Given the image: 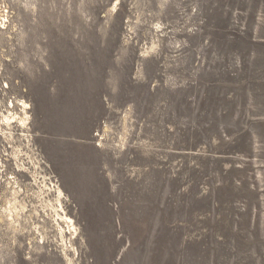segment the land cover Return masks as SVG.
Wrapping results in <instances>:
<instances>
[{"label": "rangeland", "instance_id": "rangeland-1", "mask_svg": "<svg viewBox=\"0 0 264 264\" xmlns=\"http://www.w3.org/2000/svg\"><path fill=\"white\" fill-rule=\"evenodd\" d=\"M116 2L0 0V264H264V0Z\"/></svg>", "mask_w": 264, "mask_h": 264}, {"label": "built area", "instance_id": "built-area-1", "mask_svg": "<svg viewBox=\"0 0 264 264\" xmlns=\"http://www.w3.org/2000/svg\"><path fill=\"white\" fill-rule=\"evenodd\" d=\"M10 18L11 14L9 15V21ZM9 21L4 23V26L0 25V30H5L8 27ZM1 49L2 48H0V50ZM0 56L2 58L4 57L1 52ZM6 80H2L0 72V180H2L6 173L10 174V172H7V168L19 154L18 150L13 148L8 141L10 134L6 132L7 128H9L12 123H18L21 127H24L28 118L27 110L30 109L25 100L16 101L17 99L10 95L11 91L19 95L21 86H18L19 84L16 83L8 84ZM14 92L13 94L15 95ZM22 92L24 94L25 90H22ZM22 98L25 99L24 96H22ZM15 110H18L19 113L15 112ZM22 117L25 119L24 125L19 123ZM10 175H12V173Z\"/></svg>", "mask_w": 264, "mask_h": 264}, {"label": "bare ground", "instance_id": "bare-ground-1", "mask_svg": "<svg viewBox=\"0 0 264 264\" xmlns=\"http://www.w3.org/2000/svg\"><path fill=\"white\" fill-rule=\"evenodd\" d=\"M118 3V0L117 2L113 5V8L110 10L111 12H115L116 10V5ZM31 6V5H30ZM0 23L1 25L4 26V23L8 22L9 21V15L12 13H10V11L8 10V7L6 6V4L4 3V7H1L0 9ZM33 10H36V7L35 5H33V7L31 8V11ZM6 14H5V13ZM21 124L24 123V119H20L19 120ZM127 121H128V114L125 113V116L123 117L122 119V125H123V132L126 134L127 133ZM110 131V129L108 127H105V130H104V133H108ZM14 191V190H13ZM18 191V190H17ZM15 191V195L18 194V192ZM56 193H57V196L58 198H61L63 196V193L62 191L60 190L59 187H57L56 189ZM12 194V193H11ZM11 201V200H10ZM8 201L7 203H5L4 205V208H3V211H4V215L5 217L7 218V221H8V225H13L15 224L16 222L14 221V217H18L20 212L24 211L25 207H24V204H22L20 201H18L16 198H14L12 200V202ZM3 214V213H2ZM3 216L0 214V223H3ZM68 222L71 224L72 222L70 220H68ZM71 227H73V225H71ZM41 241V240H40ZM39 241V243H41ZM30 245H32V243H30Z\"/></svg>", "mask_w": 264, "mask_h": 264}]
</instances>
